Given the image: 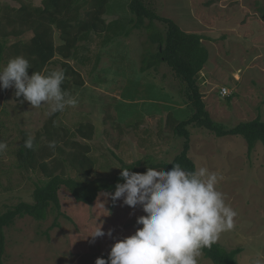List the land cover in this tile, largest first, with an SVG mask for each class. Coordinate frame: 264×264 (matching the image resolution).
I'll list each match as a JSON object with an SVG mask.
<instances>
[{
	"label": "rangeland",
	"instance_id": "rangeland-1",
	"mask_svg": "<svg viewBox=\"0 0 264 264\" xmlns=\"http://www.w3.org/2000/svg\"><path fill=\"white\" fill-rule=\"evenodd\" d=\"M131 2L108 0L103 29L83 32L70 58L56 54L47 65L52 71L64 70L67 62L76 68L77 80L65 75L71 95L78 98L76 106L50 115V105L32 108L23 96L15 97L14 88L0 89V140L8 145L0 153V211L20 201L33 202L37 185L48 179L40 168L20 159L26 136L36 140L38 160L47 164V172L58 163V173L83 182L111 179L123 162L148 156L172 161L181 152L184 138L176 135L175 127L194 110L181 93L182 81L167 64L141 71L148 49L156 46L149 29L134 27ZM145 2L184 30L206 35L210 59L199 82L214 120L234 126L260 114L264 118V0ZM42 5L43 0H0V36L9 44L3 66L17 56L27 59L22 46L34 29L25 21L23 7ZM90 7L82 10L83 18L95 8ZM49 25L55 44L61 45L60 29ZM157 25L164 27L159 21ZM80 79L83 85L76 84ZM222 87L228 90L225 96ZM189 129V156L197 169L217 173V190L236 212L234 227L217 241L227 248L242 247L240 264H264V145L259 142L249 154L241 136L221 137L194 125ZM50 141L57 143L54 151ZM60 196L61 213L52 211L45 221L25 216L6 228V264H95L98 257L107 260L115 242L142 227L136 224L145 215L139 205L125 206L122 199L113 205L110 197L100 195L87 204L65 187ZM97 223L105 236L93 243L89 236ZM198 264L214 263L202 251Z\"/></svg>",
	"mask_w": 264,
	"mask_h": 264
},
{
	"label": "trees",
	"instance_id": "trees-1",
	"mask_svg": "<svg viewBox=\"0 0 264 264\" xmlns=\"http://www.w3.org/2000/svg\"><path fill=\"white\" fill-rule=\"evenodd\" d=\"M107 3L108 0H43V5L34 7V9L23 7L27 13V16H24L25 21L27 20L34 29L31 40L22 46L31 65L28 70L29 75L33 71L50 73L52 70L46 69V67L56 54H60L66 59L70 58L83 32L103 29L102 15ZM91 5L95 8L87 11L88 18H83L82 10L84 8L91 9ZM130 8L135 15L134 27L149 29L151 44L156 46L154 49L153 47L148 49V53L143 58L141 71L145 72L150 69L157 71L160 64H167L182 81L181 93L190 103L194 112L189 119L179 122L175 127L176 135L179 138H184V143L181 152L172 161H161L153 156H148L135 163L123 162L121 168H129L132 172L137 173H145L148 167L169 171L173 164L177 163L186 171L196 170L197 166L189 156L190 125L206 128L221 137L241 136L248 143L249 154L253 153L259 142L264 145L262 114L253 120L230 126L214 120L207 110L199 82V74L210 59L209 48L204 42L207 38L206 35L184 30L174 19L159 15L147 5L145 0H132ZM157 21L163 23L164 27L157 25ZM49 24H55L60 29L61 38L64 41L61 45L55 44L53 30ZM8 48V40L0 36V66L5 63ZM63 71L65 75L74 76V81L77 80L79 73L70 63L64 64ZM70 83L69 79H65L61 86L62 89L70 92ZM76 84L83 85L84 83L80 79ZM80 132L86 137L89 136L84 127H81ZM27 138V136L24 137L23 141ZM35 141L34 139V150L22 147L20 159L28 161L33 169L40 168L47 174L48 179L37 185L33 202L20 201L9 206L6 210L0 211V264H6V228L13 225L18 218L25 216L45 221L52 211L61 213L60 191L63 187L67 188L77 201L91 204L95 202L99 193L114 192L116 183L124 182L120 177L121 169L111 179H98L90 182H83L72 176L58 173V163L51 171L47 172V164L38 160ZM84 162H86L85 158L81 161L83 167L85 166ZM202 251L214 264H240L239 255L243 248H227L216 241L210 248L206 247Z\"/></svg>",
	"mask_w": 264,
	"mask_h": 264
},
{
	"label": "clouds",
	"instance_id": "clouds-1",
	"mask_svg": "<svg viewBox=\"0 0 264 264\" xmlns=\"http://www.w3.org/2000/svg\"><path fill=\"white\" fill-rule=\"evenodd\" d=\"M30 68L23 56L0 66V89L14 88L15 97L23 96L32 108L50 105V115L78 104V98L61 87L66 79L62 69L47 74L33 71L29 75ZM56 146V141L48 144L53 151ZM7 147L0 140V153ZM23 147L34 150V137L29 136ZM120 169L124 182H117L114 192L99 195L110 197L113 205L122 199L125 206H141L145 215L137 217L136 224L142 227L115 242L107 260L98 257L95 264H198L202 249L210 248L221 233L234 227L236 212L217 190V173L206 167L186 171L174 163L169 171L152 167L145 173ZM107 235L111 237L112 230ZM103 236L105 232L98 224L89 237L94 243Z\"/></svg>",
	"mask_w": 264,
	"mask_h": 264
},
{
	"label": "built area",
	"instance_id": "built-area-1",
	"mask_svg": "<svg viewBox=\"0 0 264 264\" xmlns=\"http://www.w3.org/2000/svg\"><path fill=\"white\" fill-rule=\"evenodd\" d=\"M220 92H221V95H223V96L228 94V90L226 87H222Z\"/></svg>",
	"mask_w": 264,
	"mask_h": 264
}]
</instances>
